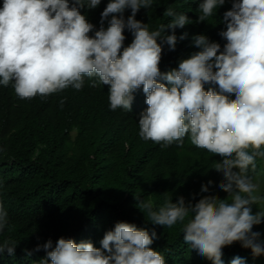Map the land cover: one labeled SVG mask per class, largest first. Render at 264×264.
<instances>
[{
	"label": "clouds",
	"instance_id": "1",
	"mask_svg": "<svg viewBox=\"0 0 264 264\" xmlns=\"http://www.w3.org/2000/svg\"><path fill=\"white\" fill-rule=\"evenodd\" d=\"M192 5L195 19L205 22L226 0H178ZM101 0H0V92L18 104L35 106L40 119L63 120L62 128H83L91 120L97 129L90 142L109 163L127 159L129 149L164 150L191 144L218 158L212 170L224 183L217 191L225 199H203L194 207L183 197L158 208L136 199L150 224L171 228L181 224L182 243L210 264H224L223 249L238 243L253 257L264 256V239L253 231L264 223L261 185L248 174L256 158H264V0H233L223 16L226 30L218 33L224 46L203 34L192 38L198 51L161 73L162 51H174L176 29L192 23L187 14L169 6L170 22L150 29L135 19L154 0H109L98 30L82 9ZM126 10H130L127 19ZM105 22L107 26L105 27ZM127 30L133 39L124 46ZM166 30L172 34H165ZM92 33V35H89ZM85 84L107 85L106 104L88 108L79 91ZM207 86V87H206ZM142 91L145 106L134 93ZM136 104L137 107H136ZM63 141L66 142L65 138ZM211 188L209 184L207 186ZM200 196L206 195L204 187ZM9 217L0 201V233ZM135 224L120 221L99 241L76 243L71 238L38 244L27 256L43 250L39 264H166L151 245L158 239ZM17 242L0 243V256H13ZM230 264H246L235 257Z\"/></svg>",
	"mask_w": 264,
	"mask_h": 264
},
{
	"label": "trees",
	"instance_id": "2",
	"mask_svg": "<svg viewBox=\"0 0 264 264\" xmlns=\"http://www.w3.org/2000/svg\"><path fill=\"white\" fill-rule=\"evenodd\" d=\"M108 2L101 0L95 9L81 10L96 30ZM232 2L226 0L216 15L205 22L195 19L192 5L178 0H154L149 9H140L135 19L152 30L170 22L171 18L164 15L169 6L187 14L192 21L175 30L177 37L184 33L187 36L178 40L174 51L164 47L158 65L160 72L176 68L179 60L198 51L192 46L196 35L203 34L219 43L222 50L224 40L218 33L226 30L223 16ZM128 15L130 10L125 11V19ZM123 34L126 47L133 37L127 30ZM165 34L172 33L166 30ZM108 87L85 84L78 95L88 108L96 110L100 103L106 104ZM10 99L0 92V201L9 217V226L0 233V243L8 239L18 245L13 256H0V264H39L46 256L43 250L31 256L24 250L32 251L49 239L55 244L61 237L76 243L91 242L99 248L104 233L120 221L135 224L149 234L154 230L159 238L151 247L164 255L166 264H210L182 243L181 224L171 228L150 224L147 213L136 207V199L150 202L154 208L169 199L175 203L179 197L191 207L203 199H225L227 193L217 191V186L224 183L222 176L212 171L218 158L194 146L186 137L183 147L173 144L164 150L150 151L131 148L126 160L112 164L105 160L102 149L96 151L90 144L97 132L91 120H83V128L72 135V130L61 127L64 121L58 117L40 119L35 106L13 107ZM136 99L147 106L142 91L134 93ZM256 165L248 174L254 180L258 176L264 179V158L257 157ZM209 184L211 188L207 187ZM201 187L206 190L205 196L199 195ZM256 210H264V204L254 205L253 213ZM253 231L260 232L264 239V223L254 226ZM222 251L224 264H230L235 257L244 258L246 264H252L255 258L264 259L253 257L250 250L238 243Z\"/></svg>",
	"mask_w": 264,
	"mask_h": 264
},
{
	"label": "rangeland",
	"instance_id": "3",
	"mask_svg": "<svg viewBox=\"0 0 264 264\" xmlns=\"http://www.w3.org/2000/svg\"><path fill=\"white\" fill-rule=\"evenodd\" d=\"M254 182H259L261 185L260 192L258 193L259 195H264V179L261 176H258ZM252 264H264V259L263 258H255Z\"/></svg>",
	"mask_w": 264,
	"mask_h": 264
}]
</instances>
